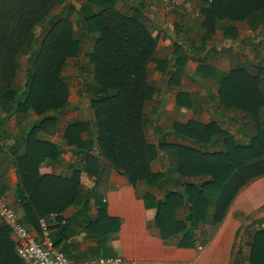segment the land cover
<instances>
[{"label": "crops", "instance_id": "crops-1", "mask_svg": "<svg viewBox=\"0 0 264 264\" xmlns=\"http://www.w3.org/2000/svg\"><path fill=\"white\" fill-rule=\"evenodd\" d=\"M135 3H142L159 36L158 52L171 58L177 44L187 54L181 60L179 84L169 80L171 66L162 73L156 70V63L148 64L153 92L147 101L144 127L151 141L162 145L149 163L150 174L144 179L149 182L133 185L115 169L104 170L103 157L96 150L94 111L88 107L77 69L81 87L69 86L62 108L37 114L32 108L19 112L13 105L0 107V195L25 222L18 197L20 188L28 185L25 175L30 168L23 160L24 139L31 127L42 122L34 136L42 146L50 144L53 149L49 154L31 155L39 158L37 174L62 177L57 184L78 191L76 200L61 213L55 212L57 217L50 222L53 245L57 243L55 248L72 263L118 255L122 264H241L239 257L248 254L242 247L246 229L264 219V170L254 166V145L244 146L251 142L245 136L244 112L254 111V88H247L246 93L232 87L221 92L213 73H228L231 59L262 65L264 24L253 27L248 21H234L235 37H224L217 28L203 41L187 20L200 16V8L191 18L179 9L168 13L159 0ZM179 20L185 23L183 30ZM174 32H182L187 40L181 41L179 36L174 41ZM189 37L194 41L189 43ZM211 48L219 51L215 57L206 54ZM204 60L214 70L201 76L197 71ZM172 63H176L175 57ZM76 121L87 124L81 139L91 142L89 152L64 139L67 126ZM247 122L253 134L252 120ZM245 154L250 160L243 167ZM221 182L224 186L218 190L216 185ZM103 205L105 210H101ZM3 225L0 221V240L10 243L15 256L13 235ZM28 227L42 240L37 221Z\"/></svg>", "mask_w": 264, "mask_h": 264}, {"label": "trees", "instance_id": "trees-1", "mask_svg": "<svg viewBox=\"0 0 264 264\" xmlns=\"http://www.w3.org/2000/svg\"><path fill=\"white\" fill-rule=\"evenodd\" d=\"M195 2L200 6V16L195 20L186 18L190 22L189 28L198 29L203 41L217 28L223 30L224 37H235L234 21H248L253 27L264 24V0ZM79 3L80 30L74 35L69 17L75 7L65 0H0V107L4 109L6 105H13L19 112L32 108L37 114L62 108L69 90L60 73L68 59H76L85 96L94 111L96 150L103 157L104 170L115 169L133 185L138 181L147 184L149 181L144 179L150 174L149 163L162 147L151 141L144 127V115L149 110L147 101L153 92L148 80V64L156 63V70L162 73L171 66L169 80L176 79L179 84L181 60L186 59L187 54L177 44L173 45L171 58L156 50L159 36L151 20L145 16L142 3L125 4L122 0H82ZM59 6L60 11L54 14ZM38 26L40 33L35 31ZM227 52L230 54L231 50ZM218 53L217 49L211 48L206 54L215 57ZM23 54L27 57L25 79L21 84L18 68ZM173 57L175 64L172 63ZM263 64L231 59L228 73H213L221 92L232 87L246 93L247 88H254V111L244 112V123L248 126L244 130L245 136L251 142L244 146L251 148L254 145V154H257L254 166L259 170H264V158L260 159L264 156ZM213 70V65L204 60L197 73L210 75ZM177 95L180 97L182 93ZM249 120L253 123V134L249 133ZM41 125L42 122L29 129L23 145L26 151L23 160L30 168L25 175L28 185L20 188L18 197L25 213L26 223L23 222L28 226L36 221L39 223L40 218L50 213H61L78 196L74 187L65 190L68 187L57 184L62 177L37 174L39 158L34 159L31 155L49 154L53 149L50 144L42 146L34 136ZM86 125L85 122L70 123L64 139L68 144L89 152L91 142L81 139ZM245 157L243 167L250 160L246 154ZM70 180L77 187L74 179ZM103 206L101 210H105L106 206ZM3 227L10 231L7 226ZM61 229L63 231L64 227ZM54 246L57 243L54 242ZM11 251L10 243L0 240V264H24ZM248 262L264 264V229L254 232Z\"/></svg>", "mask_w": 264, "mask_h": 264}, {"label": "built area", "instance_id": "built-area-1", "mask_svg": "<svg viewBox=\"0 0 264 264\" xmlns=\"http://www.w3.org/2000/svg\"><path fill=\"white\" fill-rule=\"evenodd\" d=\"M168 10H182L191 18L199 14L195 0H160ZM57 217L56 213L39 219L42 240L29 230L21 220L18 212L8 205L0 195V221L10 229L14 238V249L17 257L24 264H122L121 256L92 257L79 263H72L67 255L55 248L51 238L50 222Z\"/></svg>", "mask_w": 264, "mask_h": 264}, {"label": "rangeland", "instance_id": "rangeland-1", "mask_svg": "<svg viewBox=\"0 0 264 264\" xmlns=\"http://www.w3.org/2000/svg\"><path fill=\"white\" fill-rule=\"evenodd\" d=\"M82 0H65V3H70V4H72V5H74V7H75V11L74 12H72V14L70 15V21L72 22V25H73V33L74 34H77L78 32H79V30H80V24H79V20H78V16H77V9H78V7H79V5H80V3L79 2H81ZM138 0H122V2L123 3H132V2H137ZM160 1V0H159ZM124 4V5H125ZM195 4L197 5V3L195 2ZM164 8H165V10L168 12V13H174V11L172 10H168V8H166L165 6H163ZM60 9H61V7L59 6V8L58 9H56L55 11H54V14H57L59 11H60ZM142 10H143V8H142ZM145 14V13H144ZM174 20V19H173ZM169 23H170V19H169V21H168ZM178 25H179V28L181 29V28H183V27H185V23L183 22V21H180L179 20V23H177ZM244 24V23H243ZM181 30H183V29H181ZM35 31L37 32V33H40V27L38 26V27H36L35 28ZM182 32H180V33H177V32H174V37H172L173 39H175L174 41H176L177 40V38L180 36V38H182ZM170 40V39H169ZM185 40H187L185 37H183L182 38V40L181 41H185ZM194 40H193V38L192 37H189V43H191V42H193ZM254 43H258V42H256V41H254ZM260 43V42H259ZM262 43H260L259 44V47L258 48H260V47H262L263 45H261ZM256 45H258V44H256ZM256 47V46H255ZM255 52H256V54H258V52H257V50L255 49ZM26 55L25 54H23L22 56H21V58H20V60H19V68H18V80H19V83H21V84H23L24 83V79H25V73H24V70H25V68H26ZM74 58H72V59H68L67 60V65L66 66H64L63 68H62V70H61V73H60V77H61V79L66 83V85H67V87L69 88V86H72L75 90H77V89H79V87H81V81H80V79H78V76H76V71H77V69H78V66H77V61H76V59L75 60H73ZM255 60V59H254ZM152 66V65H151ZM154 71V70H153ZM62 74H66L65 76H67L68 77V79L67 80H65V79H63V75ZM190 85H191V83H190ZM69 90V89H68ZM86 101H89L87 98H86ZM88 107H89V104H88ZM91 108V107H90ZM92 109V108H91ZM93 111V110H92ZM151 162V161H150ZM244 172H247V171H244ZM246 177L244 176V179H245ZM223 182H221V184L220 185H216V188L219 190V189H221V188H223ZM256 224V225H255ZM255 224H253V225H255V226H248V228L246 229V238H245V240H243V242H242V247H243V249H244V252H248L249 251V248H250V243H251V238H252V236H253V234H254V232L257 230V229H259V230H261V229H264V219H261V218H259L258 220H257V222H255ZM258 241H261V240H258ZM239 260H240V262H241V264H246V263H248V254L246 253V254H242L240 257H239Z\"/></svg>", "mask_w": 264, "mask_h": 264}]
</instances>
